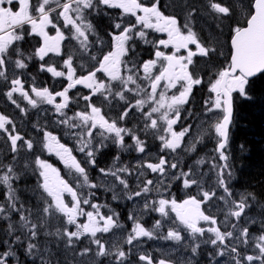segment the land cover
I'll use <instances>...</instances> for the list:
<instances>
[{"label":"snow or ice","instance_id":"1","mask_svg":"<svg viewBox=\"0 0 264 264\" xmlns=\"http://www.w3.org/2000/svg\"><path fill=\"white\" fill-rule=\"evenodd\" d=\"M14 5L18 7L14 8ZM185 8L188 11L185 22L181 24L177 15H166L162 11L161 0H37L36 5L31 0H0V78L7 85L4 95L25 114L27 106L37 110L44 109L45 113L48 111L45 106H51L53 114L58 117L56 123L66 126L79 145L77 150L85 155L86 163L93 167L96 165V153L106 146V140L124 148L127 136L133 141V145L127 146L129 149L134 147L137 153H146L147 145L137 135L138 129L120 126L134 110L138 111L142 117L143 131L153 134L159 141V152L155 154L154 160L149 158L138 162L139 171L136 175L138 185L142 186L127 198L131 200L134 197H144V210L158 212L161 217H169V209L175 213L172 226L162 237L165 240L182 241L183 232H187L193 239L209 233L211 235L204 242L219 249L215 252L216 256L223 257L227 252L232 257L231 264H264V219L260 221V234L255 237H252L249 227H239L240 221L252 207L250 201H255L256 195L246 192L238 199L235 198L226 178V173L227 177L231 176V166L228 163L229 157L225 154L233 119V93L250 98V78L264 74V0H250L243 20H237L235 27L230 28V48L227 53L220 52L227 64L212 73L215 78L209 79V95L204 100L205 117L217 116L211 120L208 131L215 134L217 145L214 152L219 154L220 161H224L222 164L213 162L212 169L216 171V188L222 189L224 193L219 197L227 208L223 213V223L231 224V228L225 230H221V221L217 216L206 214L202 210L203 204L211 202L217 196L215 189L206 191L201 187L198 177L204 174L198 173L193 166L185 171L180 166L181 161L175 159L170 162L168 154L177 153L181 149L187 152L196 150L200 136L195 137L187 148L184 144L192 133V126L176 131L174 125L181 118L182 107L190 102L194 87L204 83L203 77L198 76L195 71L196 58L210 59L225 46L218 37L211 34L207 39L202 38L195 31L193 21L203 13L217 22V28H222L224 20H233L236 16V4L231 0H201L199 6L191 4L185 5ZM104 9H116L120 13L117 22L106 33L109 38L107 41L97 33L89 18L93 13L100 15ZM128 18H134V22ZM61 20L62 27L71 32V39L77 41L79 50L87 54V63L82 62L77 66L74 57L68 55L59 67L55 64H40L41 72H48L53 78H64L67 81L60 91H54L48 86H37L35 78L30 86L26 85L23 74H14L9 80L8 69L11 64H14L15 69H26V61L33 58L43 62L50 53L61 55V42L66 39L61 26H58ZM26 25L30 26L28 35L42 38L40 46L28 56L15 48V42L25 38ZM49 26L55 29V35L49 34ZM146 30L164 33L167 38L149 41ZM91 37H95V40ZM137 40L152 44L154 58L146 59L143 63L129 59L130 54L135 51ZM209 41L214 46H209ZM97 45L99 48L93 54L91 49ZM13 56L16 57L15 60L12 59ZM79 72L83 74H78ZM101 73L104 78H100ZM77 86H83L88 94L74 101L70 92ZM177 88L178 94L169 95ZM17 94L20 100L26 102L25 107H21V103L15 98ZM96 97H102V103H107L109 108L114 101H123V111L115 119L106 118L102 107L93 102ZM81 98L84 107L68 116L66 110H70L74 102L79 107ZM33 127L38 133H42V151L55 154L69 170L75 184L63 178L60 171L47 159L36 155L34 161H25L24 169L31 168L37 174L38 184L34 192L38 196V203L34 211L20 203L13 187V182L20 179L17 172L18 156L22 149H26L30 156L36 150V142L26 138L27 133L22 134L13 119L0 113V135L6 137L12 156L11 161L6 164L0 160V185L8 190L6 202L0 204V217L8 218L13 212L19 214L18 225H8L6 235L10 239L0 242V246L4 247L0 251V264H12L14 258L16 264H20L11 245H21L25 239L28 255H39L41 264H51V259L44 260L45 251L38 245L42 232L64 243L66 250L73 251V258L77 242L82 237H87L90 238L89 244L96 246V257L111 255L116 264H125L128 253L118 243L110 245L98 235L109 234L121 227L118 214H104L101 205L92 202L94 193L89 192L85 197L83 188L94 189L98 185L91 182L86 167L82 166L83 162L73 155V148L61 143V138L49 131L47 125L37 123ZM97 137L100 138L99 144L94 143ZM243 147L241 145L242 150ZM196 163L203 164L204 160ZM99 171L103 176H111L125 191L130 190L128 178L133 174L130 166L115 170L101 168ZM148 171L157 174L155 180L147 178ZM177 181H182L185 189L200 187V192L181 202H177L175 198H166L171 183ZM161 188L164 189L163 192ZM153 189L158 198L149 200L147 197L152 194ZM66 196L71 197L70 201H66ZM116 198L113 195V199ZM85 205L91 210H86ZM80 217L87 219L80 223ZM128 218L133 221V228L126 237V244L133 245L141 237L154 238V231L146 229L135 213H130ZM53 219L59 222V226L55 231H45L52 228ZM201 222L208 227L202 226ZM250 223L254 225L256 221L251 220ZM162 224L163 221L158 219L153 228L158 229ZM72 227H75V231L71 230ZM241 244L253 247L255 254L242 256L239 248ZM199 247V244L191 247L193 255ZM92 252L91 246L85 247L79 252V256L91 255ZM139 260L146 264H174L168 258L154 261L153 257L146 254L140 255ZM57 264L60 262L57 261Z\"/></svg>","mask_w":264,"mask_h":264},{"label":"rangeland","instance_id":"2","mask_svg":"<svg viewBox=\"0 0 264 264\" xmlns=\"http://www.w3.org/2000/svg\"><path fill=\"white\" fill-rule=\"evenodd\" d=\"M31 2H32L33 5L37 4V0H31ZM231 2H234L236 4V15H239V16L243 17L244 11L246 10V8L248 6L249 0H231ZM162 5H164V4H162ZM13 7L16 8V7H18V5H14ZM164 7L170 13L169 9L165 5H164ZM102 12H105V14L101 16V22L103 23V28L100 27V21L98 19H96L95 17H91V18L89 17V18L92 20V23L95 25L97 33L102 38L105 39V37H106L105 30H110L111 25L114 24L115 22H117L120 13H119V10H118L117 13H115L114 9H104ZM169 13H168V15H172V14H169ZM93 14H95V13H93ZM128 19H130V20H132L134 22V18H128ZM211 20H212L211 18H209V19L202 18L199 28L197 30L195 29V31H197V33L200 34V36L202 34L207 33L208 30L204 27V24L206 22H208V21H211ZM184 22H185V19H184V21L181 24H183ZM62 24H63L62 20L58 22V26L62 27ZM193 24H194V28H195V22L194 21H193ZM24 30H26L27 33L30 32V26L26 25L24 27ZM48 31H49L50 35H55V29L52 28L51 26H49ZM146 31L148 32V37L147 38H148V40H150L151 33L155 32V31H153V30H146ZM68 32H69V39L71 41H74V43L76 42V45H77V50H76L77 61H76V63L77 64H81L82 62L85 63L87 61V54L86 53H82L79 50V45H78L77 41L71 39V32L69 30H68ZM24 37H25V35H24ZM37 37H39V36H37ZM25 38L22 41L15 42V48L16 49L22 50L21 46H22V44H24L26 42ZM39 39H40V37H39ZM91 39L95 40V37H91ZM36 40H37V38H36L35 35H33V37L30 38L31 42H34ZM41 41H42V38H41ZM146 45L147 44H145L143 41L137 40L136 44H135V51L130 54L129 59H139L140 60V58L142 57L143 53L146 51V48H147ZM63 46H64V44L61 42V48H63ZM98 46L99 45H97L96 47H98ZM37 47H39V46H37ZM96 47L91 49L93 54H96V52H97L98 48H96ZM69 49L71 50L72 55H73L72 49L70 47H66V50H65L66 52H65V55H63V58L59 57L61 59L60 66H62V64H63V59L67 58V56H68L67 51ZM34 50L31 51L30 54L32 52H34ZM105 51H107V48H106ZM221 51H223L222 48H220L217 51V53H216V56L218 58H222L223 57V56L220 55ZM25 56H28V54H25ZM48 56H51L54 59L57 58V55L52 54V53H50ZM82 56H83V59H81ZM73 57L75 59V55H73ZM15 58H16L15 56L12 57L13 60H15ZM46 58H48V57H46ZM26 63L28 64V67L26 69H15L14 64L9 65L8 79L10 80V79L13 78V75H14V73H12L13 70H11L10 72H9V70L10 69H14L16 71L15 75L23 74L22 78H23L24 81L33 82V78H35V83L37 84V86H40V87L45 86V85L40 83V78L38 76L39 71H40V64H37V62H36L37 65H33L32 64V60H28V61H26ZM42 63H45V61H43ZM46 63L50 64L47 61H46ZM201 68H204L206 70V72H207L205 75H201V73L198 74L199 76L203 77L204 83L202 85H200V89L202 91V95H203L204 100H205V99L208 98V95H209V93H208V81H209V79H214L215 78L212 75V73L216 72V70H215V66L214 65L204 64L203 62H202V67L200 66V69ZM62 79H64V78H56L55 80H52L51 82L54 83V84H57ZM0 83L2 84V88H3V86H4L3 84H5L3 78H0ZM66 83H67V81L65 80L64 81V86L66 85ZM81 87L82 88L73 89V90H71V92L73 91V93H76V92H79V90L82 91L83 90V86H81ZM6 89H7V85H6ZM71 92H70V95H71ZM87 94H88V90H87V92L84 95H87ZM15 98L21 103V107H25L26 106V102L20 100V97H19L18 94L16 95ZM102 99H103L102 97H100V98L96 97V98H94V101L95 102H101V106L100 105L99 106L102 107V110H106L107 114H110V112H108L109 110L105 109L103 107V105H104L105 107L109 108L107 103H102ZM73 100L75 101V100H77V98H75ZM0 103L4 104V105H5V103H6V105L8 103L10 104L8 106V108H12V109L11 110H6V113H3V114L8 115L11 119H13L15 121V123L17 124V126H18V128H19V130L21 131L22 134H24L25 132L29 131L30 128L27 126L28 123L33 125V123H36V122L41 121V120L43 122H44V120H46L47 124L61 126L63 129H67L66 126H63V125H60V124L56 123V121L58 120V117L53 114V111L51 110V106H45L48 109L47 113H45L44 109L37 110V109L31 108L30 106H27L28 110H27V113L25 114V113L20 112V110L18 108H16V106L13 105L11 103V101L8 100L7 97H6L5 101L4 100H0ZM117 103H118V101H114L112 103V105H111V108H113L114 106H117ZM81 106H82V104H81L80 101H79V107L74 102L72 104V106H71V109L70 110H66L67 111V115L71 116V115H73V113L75 111L81 110ZM111 108H109V109H111ZM0 113H2V111H0ZM216 118H217L216 115H213L211 118H208V117H205V115L203 114L200 122L204 123L205 124V128H206L205 130H208L211 120H214ZM131 122H136V120L127 119L123 123L128 124V123H131ZM210 134H211V132H210ZM41 136H42V134H41ZM41 136H40V139L42 140ZM60 138H63L66 142L68 140H70V143H68V142L66 143V142H63V141H61V143H65L68 147L73 148V150H74L73 151V155H75L78 160L82 161L85 164L86 167L87 166H89V167L91 166V165L86 163L85 155L83 153H80L77 150L79 145L77 144L76 140H71L70 139L72 137H71V135L69 134L68 131H66V132L61 131ZM94 143L99 144L100 143V138L98 137L97 139H95ZM39 145H40V143L38 144V146ZM4 153H6V156H8L10 154V158L12 159L11 153L9 151V148H8V145H7V142H6V137L3 136V135H0V156L3 155ZM49 155L52 156V160L57 161V163L59 164L60 169H58V168L57 169L60 171L61 176L63 178H65V179L71 180L75 184V180L69 174V170L64 167L63 163L59 160V158L57 156H55V154H49L46 151H43L41 153V158L47 159V156H49ZM146 157L147 156L143 157L141 162L146 160ZM19 158H21L19 162H20L22 167L17 170L18 173H19V171H21V172L23 171L24 163H25V161H27V150L26 149H22L21 150V152H20V154L18 156V159ZM204 158L205 157H203V159ZM11 159L9 161H11ZM34 159H35V157H34ZM34 159L33 160L31 159V161H34ZM197 159H199V156L197 157ZM0 160H3L5 164L9 162V161H5L1 157H0ZM47 160L50 163H52L54 167H56L55 164L52 162V160H49V159H47ZM118 167H120V166H116L115 169L118 168ZM115 169H113V170H115ZM27 170L32 171L31 168H29ZM87 171H89V169H87ZM128 179H129V184H130V190L125 191L123 189V186L119 185L117 182H115L111 176H103L100 173L97 176V178L93 177V179H92V181H93L92 183L98 185V189H99L100 193H97L93 189H88L87 187L83 188L82 191H83V194L85 195L86 198H87L89 192L94 193V195L91 197L92 202L93 203H97V204L100 205V203L103 204L101 199H98L101 196L100 194L102 193L101 192V187H100V185H101L102 187H104L105 189H107L108 191H110L112 193L110 195L111 201H112V203L117 204V206H115V208H113L111 205L103 204L104 206L101 208V211L104 214L112 215L115 212H117L121 208V206H122L123 209L128 207V206H131V212L130 213H132V209H134V208L136 210H138V212L135 211L133 213L136 214V217L140 221L141 215H142L141 211L144 210L143 205L145 203V198L144 197H134L133 199L129 200L127 197H128V195L131 194V192L138 191L139 190V186H142V185H138V180H137L136 173H135V176L132 175ZM155 179H156V177H155ZM228 180H229V177H228ZM157 183H159V181H157ZM165 183H168V181L165 180ZM0 186H2L3 193H4V198H6V193H7L8 190L3 185H0ZM13 187H14V182H13ZM161 191L163 192L164 189L161 188ZM169 191H170V187L167 190L166 198H168V199H172V198L177 199L176 198L177 194L175 192L174 193H172V192L169 193ZM183 192L186 194V196L182 200L177 201V202H181L184 199H186L188 196H190L189 195V192H190L189 189H185L184 188ZM199 192L200 191H196V195ZM113 195H116L117 198L113 199ZM154 198H158L157 195H156L155 189H153L152 194L149 195L147 197V199L151 200V199H154ZM198 198H202V197H198ZM70 199H71V197L66 196V201H70ZM19 202L22 203L26 208H30L33 211L35 210V208H31L30 206L25 205L20 197H19ZM4 203H5V200L0 198V204H4ZM250 204L252 205V207L250 208V210L247 211V214L240 221L239 227L240 228H243L245 226L249 227L252 237H255V236H258L260 234L261 224H260V221L259 222L257 221L255 213L252 212L251 210L257 209L258 208V204L256 203V200L255 201H250ZM84 207H85L86 210H91L89 208V206H87V205H85ZM205 207L207 208L208 206L205 205ZM218 209H221V212H223V213L227 211V208L225 207L223 202L218 204ZM117 214L119 215L118 212H117ZM123 214L125 215V212H123ZM129 214H126L127 222H123L121 220V218L118 220V223L121 225V227L117 228V229H114L113 234L115 236H117V237H122V236H125V235L128 236L129 233L131 232V230L133 228V221L129 220V218H128ZM144 214H148L151 217L156 214V215H158V218L163 221L162 227H160L158 229H154L153 228V226L155 224V221H154L152 226L148 229V230L154 231L155 235H154V238L150 239L149 246H148V249L145 251V254L146 255H150L151 257H153L154 260H159V259H162V258H168V259L172 260V258L177 257V258H179L181 264H183V263L184 264H196V261H197V264H217V261L219 262V264H231L232 257L227 252L225 253V255L223 257L215 255V252L219 250L217 248L213 250L214 253L212 254V256H205V255H201V254L189 255V254H186V252H182V250H188V248L190 247L189 246L190 245L189 244V239H193L192 237H190L188 235L187 232H183L182 233V235L184 236V239L182 241H172V240L163 239L162 237L167 234L168 228L172 226V221L175 219V213L171 212L170 209H169V217H161V215L158 212L150 211V210H144ZM224 218H225V216H224ZM86 219H87L86 217H80L79 218V222L83 223ZM251 220H255L256 223L254 225L251 224L250 223ZM18 221H19V214L15 213V212L11 213L10 216L8 218H6L7 226L9 224L18 225V223H19ZM222 221H224V220H222ZM57 226H59V222L56 219H53L52 220V228L51 229H46L45 231H49V230L50 231H55V228ZM252 226H255V228L252 227ZM204 227H208V225L205 224ZM226 228L230 229L231 228V224H227ZM71 229H73L75 231V227H72ZM17 234H19V233H17ZM98 235H100L101 238H103V239L107 238V236H104V234H98ZM210 235L211 234L206 233L205 236L199 237L197 239H205V238L209 237ZM12 239H14V237H12ZM88 239L90 240V238H88ZM148 239H149L148 237H141L136 242L138 244H146V243H148ZM193 243H195V242H193ZM26 244H27V240L25 239L23 241V244L18 246V248L22 251L23 256L25 258H28L29 260L35 258L36 261L39 264H41V258H40L39 255L30 256V255L27 254V252H26ZM197 244H198V242H197ZM38 245H39L40 249H43L45 251V256H44V260L45 261L51 259V264H57V261H59L60 264H67V262L64 260V258L60 256V254H61L60 249H59V253H56V250L53 248L54 245L52 244L51 240L45 241L43 239H38ZM59 245L65 246L64 243H60V242H59ZM152 245L155 246V247H158L159 250H161V251H158V250H156L154 248H151ZM167 246L168 247H173V249H166ZM11 247L14 250V252L16 253V257H18L19 262H20V254L18 252V249L15 247V244L11 245ZM83 248H85V247H83ZM239 248L241 249V255L242 256L243 255H248V254H255V249L253 247H251V246H245V245L241 244V245H239ZM245 248H246V250H244ZM92 250H93L92 254L91 255H87L85 258L94 259L96 257L95 256L96 249H92ZM139 256H138V258H139ZM188 257H189V259H188ZM107 259H113V257L110 255ZM128 259H129L128 257L125 258V264L128 261ZM198 260H200V261H198ZM103 261H105V259ZM113 261L115 262L114 259H113ZM190 261H193V262H190ZM12 264H16V259L15 258L13 259ZM20 264H23V263L20 262ZM112 264H116V262L112 263ZM127 264H131V263H127Z\"/></svg>","mask_w":264,"mask_h":264},{"label":"trees","instance_id":"3","mask_svg":"<svg viewBox=\"0 0 264 264\" xmlns=\"http://www.w3.org/2000/svg\"><path fill=\"white\" fill-rule=\"evenodd\" d=\"M192 1L193 0H161V4H164L169 9V14H172L175 13V5L179 7H185V5H190ZM198 1L200 4L201 0ZM172 6H174V8H172ZM202 18L209 19L210 17L203 13L198 15L194 20L196 30L199 28ZM179 19L181 22H183L185 16L181 15ZM237 20L242 21L243 17L236 15L233 20H224L222 23V28H217V22L213 20L208 21L210 28H208L205 23L204 27L208 30V32L202 34L201 36L205 39H207L210 34L213 37H218L221 44L225 45L222 48L223 52L227 53L228 49L230 48V28L235 27ZM61 28L64 29L63 27ZM63 32L69 33L67 29H65ZM209 46H214L211 41H209ZM21 49L24 54L30 55V53H28L27 51L28 48ZM65 50L66 49H64V51ZM47 57L48 58L45 57V63L47 61L50 64H59L58 60L52 58L51 56ZM61 58H63V55L61 56ZM196 61L199 64H202L203 62L204 64L214 65L216 71L220 70L227 64V60H225L224 56L222 58H218L216 54H214L210 59L196 58ZM36 62L37 64L42 63V61H40L38 58H33L32 64L37 65ZM199 73H201V75H205L207 72L204 68H199V70L196 71V74L198 75ZM38 76L40 78L41 84L50 87L54 91H58L64 86V79H62L57 84L52 83L51 81L55 80V78H53L48 72L39 71ZM24 82L26 85H30L31 83H33L27 81ZM3 85L4 86L2 88V84L0 83V100L5 101L6 97L3 92L6 91V84ZM248 87L250 98L246 99L240 97L238 93H233L234 117L229 131V141L225 154L228 155V163L231 166V176L228 180L229 186H233L235 189L239 188L243 193L251 192L256 195V203L258 204V208L251 211L255 213L257 221L259 222L264 219V74H258L257 76L250 79V84ZM198 96L201 99L204 98L201 89H199ZM9 105V103L7 105L6 103L5 105L0 103V111H2V113H6V110H11L12 108H8ZM37 123L41 126L47 125L49 131H52L55 135L60 137L61 131L63 130L61 126L47 124L46 120H44V122L42 120L38 121L36 123H33V125ZM33 125L28 123L27 126L30 129L25 133H27L26 138H31L36 142V150L30 156L27 154V160H33L35 155H41V153L43 152L41 151L42 145L40 143V136L42 133H38ZM61 141L66 142L63 138H61ZM39 143L40 145L38 146ZM241 145L244 146L243 150L241 149ZM106 153V149H102L98 152V155L96 156V165L103 164L104 166H106ZM0 157L5 161H9L11 159L10 154L6 156V153L1 155ZM5 157H7V159H5ZM20 159L21 158H19V161ZM47 159L52 160V156H47ZM52 162L55 164L56 168L60 169L57 161L52 160ZM218 164H222V162L218 161ZM21 167L22 166L19 162V164L17 165V170ZM19 174L20 179L14 181V188L16 189L17 195L22 199L25 205L30 206L31 208H35L38 203V196L36 192H34L35 186L37 187L38 184V179L36 176L37 174L34 173V175L32 171L25 169H23L22 172L19 171ZM88 175L91 182H93V177H91L89 173ZM93 190H95L97 193H100L98 187L94 188ZM100 195L101 196L98 199H101L103 204L111 203L114 206H117V204L112 203L111 197L109 195L104 193H101ZM0 198L5 200L6 202L2 186H0ZM118 211L122 212L121 209H119ZM252 227L255 228V226ZM7 228L8 226L6 221L3 217H0V242L10 239L6 235ZM39 239H43L45 241L51 240L56 253H59L60 249V256L64 258L67 264H101L104 259H107V257H95L94 259H89L85 258L86 256H79V252L83 249V247L91 246L92 249H96V246L89 244V241L86 237H82L81 241L77 242V246L75 248V258H73V251L71 249L66 250V245H59L57 238L46 236L44 232H42ZM18 246L19 245L15 244V247L18 249V252L20 254L21 263L39 264L35 258L31 260L25 258ZM3 250L4 247L0 246V251ZM127 263L146 264V262L140 261L138 256L132 252L129 253V259L126 264Z\"/></svg>","mask_w":264,"mask_h":264},{"label":"flooded vegetation","instance_id":"4","mask_svg":"<svg viewBox=\"0 0 264 264\" xmlns=\"http://www.w3.org/2000/svg\"><path fill=\"white\" fill-rule=\"evenodd\" d=\"M191 4H196L197 6H199V1L198 0H193L191 2ZM190 4V5H191ZM172 8H174V6H172ZM115 13L118 12V10L114 9ZM162 11H164L165 14H168V10L165 9L164 5H162ZM188 11V9H186L185 7H179L175 5V14L177 15V18L179 20L180 23H182L180 21V16L183 15L185 16L186 12ZM105 12H101L100 15H96L93 14L90 16L94 17L96 19H98L100 21V27L103 28V23L101 22V16L104 15ZM206 26L208 28H210V25L208 22H206ZM62 31H64L65 29H62ZM24 35H25V40L26 42L24 44H22L21 48H28V53H30L32 50H34L37 46H40V44L42 43L41 41V37L39 39V37L36 36L37 40L34 42L30 41V38L33 37V35H28L27 31L24 30ZM109 30H105V33H107ZM66 36V39L64 41H62V43L64 44L63 48H61V55H57L56 60L59 61V64H57V66H60V61H61V56L65 55L64 49H66V47H70L73 51V55H75V62L77 61V56H76V50H77V45L76 42L74 43V41H71L69 39V33H64ZM202 37V36H201ZM166 34L164 33H158V32H152L150 35V40L149 41H156L159 39H166ZM107 39H109L106 35L105 40L107 41ZM146 51L143 53L142 57L139 59H136L139 63H143L144 60L146 59H150V58H154V48L152 46V44H147L146 45ZM96 48H99L96 47ZM106 50V48H105ZM68 55H72L71 50L69 49L67 51ZM72 55V56H73ZM60 57V58H59ZM87 63V61L85 62ZM77 66H79L80 64H77ZM195 71L199 70L200 66L202 64H199L196 60H195ZM12 71V73L15 74V70L14 69H10L9 72ZM78 74H83V72H79ZM100 78H104L103 74H99ZM199 76V75H198ZM56 79V78H55ZM65 81V80H64ZM77 88H82L81 86H77ZM199 89H200V85H197L194 87L193 90V94L191 96L190 102L186 105H184L181 109V118L178 120L177 125H174V129L176 131H180L182 130L184 127H188L189 125L192 126V133L190 136H188L186 138V140L184 141L185 144V148H187L188 146L191 145V143L194 141V138L197 136L201 137V140L199 143L196 144V150L194 152H187L185 151V149H181L179 150L177 153H169L168 154V159L170 162H173L175 159H179L181 161V168H183L185 171H187L189 166H193L194 169L200 173L202 172L204 175L198 177V179L201 182V187H203L204 190L206 191H212V190H216L217 192V196L215 199H213L211 202L203 204L202 210L205 211L206 214H210L213 216H217L218 219L221 221V230H225L226 229V225L223 223L222 220H224V214L223 212H221V209H218V204L221 203L222 201L219 199L220 196L224 195L222 189L216 188V171L212 169V163L215 162L216 164H218L219 160V154L214 152V149L216 148L217 145V140L215 138V134L205 130V124L200 122L204 111H205V106H204V98L201 99L199 98L198 94H199ZM62 90V88L60 89ZM58 90V91H60ZM7 91V89H6ZM6 91H4L3 93H5ZM87 92V90L85 88H83V90H79V92L73 93V91L71 92V96L73 97V99L75 98H80L82 97L85 93ZM171 94H178V88L172 90V92L169 93V95ZM100 98V97H97ZM79 101L81 102L82 106L81 109L84 107V101L81 99H79ZM96 106L100 107L101 106V102H95L93 101ZM98 104V105H97ZM124 104L123 101H118L117 106H114L113 108L109 109L108 107H105L103 105V107L105 109H108L110 112V114H107L106 110H102L103 113L105 114L106 118L108 119H115L117 118V116L123 111V108L121 107V105ZM100 105V106H99ZM128 119H132V120H136V122H131L128 124H125L123 122H121L122 127H128V128H133V129H138L137 131V135H139L141 140H144L146 142L147 145V151L144 154H139L135 151L134 147L129 149L127 146L128 145H133V141L131 140L130 137H125V147L124 148H119L117 147L111 140H106L104 141L105 143V147H103L102 149H106L107 153H106V166L100 164V165H95V167L93 166H87V168L89 169V174L91 175V177H96L100 174V169L104 168V169H115L116 166H120V167H124V166H130L133 169V176H135V173L137 171H139V169L137 168V164L138 162H141L142 158L146 157V160L149 158H152L153 160L155 159V154H157L159 152V141L157 139H155V136L151 133L146 134L143 131L144 125L141 122L142 121V117L140 116L138 111H133L131 113V115L128 117ZM63 132L68 131L67 129H63ZM69 132V131H68ZM158 134H162V133H158ZM157 134V135H158ZM98 138V137H97ZM96 138V139H97ZM71 140H75L74 138H70ZM68 143H70V140L67 141ZM107 143V144H106ZM207 144V145H206ZM210 147V148H209ZM101 149V150H102ZM149 150V151H148ZM153 153V154H152ZM98 155V152L96 153V156ZM199 156V159H197V157ZM119 157V159L117 160L116 158ZM203 157H205L203 159ZM127 158V159H126ZM204 160L203 164H198L196 163L198 160ZM112 162V163H111ZM209 162V163H208ZM113 164V165H112ZM82 166H85V164L83 163ZM86 167V166H85ZM86 168V169H87ZM146 176L148 179H155V177L157 176V174H152L150 171H148L146 173ZM226 177H227V173H226ZM228 178V177H227ZM101 187V192L107 195H111L112 193L110 191H108L107 189H105L104 187ZM231 190L234 192L235 194V198H239L240 195L244 194L241 189H235L233 186H230ZM183 183L182 181H177V182H172L171 183V187H170V192L172 193H176V200L180 201L182 200L186 194L183 192ZM189 195H196V191H200V187L197 186H193L191 189H189ZM101 208L104 206L103 204H101ZM107 205H111L113 208H115V206L111 203H108ZM205 205H207L208 207L206 208ZM209 208V209H208ZM219 210V211H218ZM138 212V210H136L134 208V212ZM210 211V212H209ZM215 211V212H214ZM119 213V216H121V220L123 222H127L126 219V212L125 215L123 214V212L117 211ZM141 219H140V223L143 224V226L146 229H149L152 224L154 223V221H156L157 219H159L157 216L158 215H153L152 217L148 214H144V210L141 211ZM202 226H204L205 224L203 222ZM114 231V230H113ZM113 231L109 234H104V236H107V238L103 239V241L109 243L110 245H114L118 243V246L121 247L124 251H126L128 253L127 257L129 258V253L132 252L135 255L139 256L142 254H145V251L148 249L149 246V242L150 239H148V243L146 244H138L136 241H134L133 245H128L125 243L126 237L122 236V237H117L113 234ZM87 238V237H86ZM207 238L205 239H189V248L188 250H182V252H186V254L189 255H193L191 252V247L194 244H198L200 245L198 251L196 254H201V255H205V256H212V254L214 253L213 250L216 249L214 248V246H212L210 243H205L204 241L207 240ZM87 240L89 241V239L87 238ZM195 242V243H193ZM93 246H95L93 244ZM135 246V247H134ZM203 247V249H201ZM151 248H154L158 251L159 250L158 247H155L152 245ZM126 249V250H125ZM166 249H173V247H168ZM165 249V250H166ZM163 250V249H162ZM111 251V249H110ZM158 253V252H157ZM159 254V253H158ZM160 255V254H159ZM109 257V256H108ZM107 257V258H108ZM109 259H105V261H103L101 264H112L115 263L113 260L111 262L108 261ZM158 261V260H156ZM174 262V264H181L179 258L174 257L172 258V260Z\"/></svg>","mask_w":264,"mask_h":264},{"label":"bare ground","instance_id":"5","mask_svg":"<svg viewBox=\"0 0 264 264\" xmlns=\"http://www.w3.org/2000/svg\"><path fill=\"white\" fill-rule=\"evenodd\" d=\"M114 16V15H113ZM95 17V16H94ZM96 23V22H95ZM101 26V25H100ZM101 29V28H100ZM99 29V30H100ZM233 117H234V113H233ZM232 121H233V119H232ZM232 121H231V123H230V127H229V131H230V128H231V124H232ZM107 144V143H106ZM207 145V144H206ZM210 148V147H209ZM127 159V158H126ZM105 162H106V160H105ZM102 163V162H101ZM112 163V162H111ZM103 165V164H102ZM113 165V164H112ZM17 181V180H16ZM35 188H36V186H35ZM23 189V188H22ZM177 193V192H176ZM35 194V193H34ZM28 195V194H27ZM36 196V195H35ZM254 207V206H253ZM219 211V210H218ZM210 212V211H209ZM158 217V216H157ZM19 222V221H18ZM128 224V223H127ZM42 242V241H41ZM44 245V244H43ZM135 247V246H134ZM201 249H203V248H201ZM126 250V249H125ZM49 253V252H48ZM204 257V256H203ZM188 259H189V257H188ZM202 260V259H201ZM198 261H200V260H198ZM103 262V261H102ZM190 262H193V261H190ZM189 262V263H190ZM184 264V263H183ZM196 264H197V261H196Z\"/></svg>","mask_w":264,"mask_h":264},{"label":"water","instance_id":"6","mask_svg":"<svg viewBox=\"0 0 264 264\" xmlns=\"http://www.w3.org/2000/svg\"><path fill=\"white\" fill-rule=\"evenodd\" d=\"M230 40H231V36H230V38H229V47H230ZM258 75V74H257ZM250 79H252V78H250ZM218 154V153H217Z\"/></svg>","mask_w":264,"mask_h":264}]
</instances>
